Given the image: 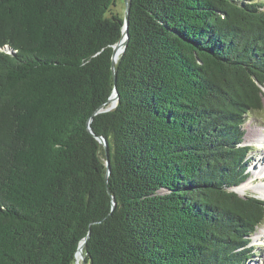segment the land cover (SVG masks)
I'll list each match as a JSON object with an SVG mask.
<instances>
[{
  "label": "trees",
  "instance_id": "trees-1",
  "mask_svg": "<svg viewBox=\"0 0 264 264\" xmlns=\"http://www.w3.org/2000/svg\"><path fill=\"white\" fill-rule=\"evenodd\" d=\"M117 1L0 0V264H244L264 0H130L114 81Z\"/></svg>",
  "mask_w": 264,
  "mask_h": 264
},
{
  "label": "rangeland",
  "instance_id": "rangeland-1",
  "mask_svg": "<svg viewBox=\"0 0 264 264\" xmlns=\"http://www.w3.org/2000/svg\"><path fill=\"white\" fill-rule=\"evenodd\" d=\"M116 10L123 14L124 7L123 1H117ZM242 140L241 145L250 148L246 155L247 169L245 172V182L242 184L244 187L233 188L237 191L240 197L254 196L256 198L264 199V180H255V175L260 173L259 176L264 175V160L257 163V160L262 156L259 149L264 147V97H263V112L259 115L249 116L245 119L244 124L241 126ZM259 133V138L254 135ZM257 163V164H256ZM263 170H262V169ZM260 170L262 172H260ZM232 190V189H231ZM251 246L253 251L250 258L244 264H264V224L256 229V232L251 237Z\"/></svg>",
  "mask_w": 264,
  "mask_h": 264
},
{
  "label": "water",
  "instance_id": "water-1",
  "mask_svg": "<svg viewBox=\"0 0 264 264\" xmlns=\"http://www.w3.org/2000/svg\"><path fill=\"white\" fill-rule=\"evenodd\" d=\"M122 1H123V7H124L122 35H121L120 40L113 46V48H112L113 52H112V57H111V61H112L111 70H112V75H113L114 81L116 79L115 63L118 60L119 56L124 52V50L127 46V42H128V21H129V12H130V0H122ZM8 52H12L11 49H8ZM117 101H118V94H117L116 90L114 89L111 96L107 100V102L104 105L100 106L93 113V115H97V114L108 112V111L112 110L116 106ZM91 120L92 119L90 118L89 121L87 122V130L90 134H92L94 136V134L92 133L91 128H90ZM94 137L104 148L105 156H106L107 175H108L109 170H110V164H109V160H108V149H107L106 140L100 136H94ZM231 191L234 192L236 195H238L237 191H235L233 189ZM254 198H256V197H254ZM257 199H260V198H257ZM260 200L264 201V199H260ZM112 206L114 207V203H112ZM87 238H88V236L85 239H83V241L78 246V249L76 251V264H79L80 260L82 261L83 264H86L85 263V256L83 255V248H84V245L86 243Z\"/></svg>",
  "mask_w": 264,
  "mask_h": 264
},
{
  "label": "bare ground",
  "instance_id": "bare-ground-1",
  "mask_svg": "<svg viewBox=\"0 0 264 264\" xmlns=\"http://www.w3.org/2000/svg\"><path fill=\"white\" fill-rule=\"evenodd\" d=\"M259 133H256L253 137H254V139L253 140H251V141H254L257 137L259 138ZM256 137V138H255ZM259 152H260V154L262 155L260 158H259V160H257V163L259 164V163H261L263 160H264V147H262L261 149H259ZM256 163V164H257ZM262 169V168H261ZM263 170V169H262ZM260 172H262L261 170H260ZM260 175V173H258L257 175H255V180H257V181H262V180H264V175H261V176H259ZM240 187H244L243 185L242 186H240ZM261 196H264V195H261Z\"/></svg>",
  "mask_w": 264,
  "mask_h": 264
}]
</instances>
